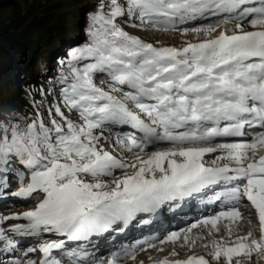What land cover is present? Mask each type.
Wrapping results in <instances>:
<instances>
[{
	"label": "snow or ice",
	"instance_id": "1",
	"mask_svg": "<svg viewBox=\"0 0 264 264\" xmlns=\"http://www.w3.org/2000/svg\"><path fill=\"white\" fill-rule=\"evenodd\" d=\"M84 36L0 113V264H264V0H95Z\"/></svg>",
	"mask_w": 264,
	"mask_h": 264
},
{
	"label": "trees",
	"instance_id": "2",
	"mask_svg": "<svg viewBox=\"0 0 264 264\" xmlns=\"http://www.w3.org/2000/svg\"><path fill=\"white\" fill-rule=\"evenodd\" d=\"M16 3L17 0H0V13ZM21 26L18 34L20 40L9 28H0V113L4 114L16 110L28 112L29 94L35 93L41 86L47 87L48 78L57 74L59 60L85 39V28L79 30L80 35L74 44L69 42L72 34L69 35L70 28L67 29V25L66 28L51 25L48 31L44 30L45 24L41 27L35 24L27 28ZM61 43L69 46L61 49ZM52 59L53 64L50 62ZM12 97L19 100L13 101Z\"/></svg>",
	"mask_w": 264,
	"mask_h": 264
},
{
	"label": "rangeland",
	"instance_id": "3",
	"mask_svg": "<svg viewBox=\"0 0 264 264\" xmlns=\"http://www.w3.org/2000/svg\"><path fill=\"white\" fill-rule=\"evenodd\" d=\"M94 2L95 0H17L15 6L0 13V28L3 30L9 28L12 34H15L20 40L21 38H19L18 35L20 25H22V28H27L30 26V24H35L37 25V27L44 26L45 24L46 27L44 28V30L47 31L49 30L47 28L51 25H53L52 27L60 25L65 27L67 25V29L70 28L69 35L72 34V40H69V42H74L75 44V41H77V38L79 37L78 35H80L79 30H83L85 28V15L87 12L90 11L91 6ZM73 12H75V15H73ZM143 35L148 40L159 39L165 44L179 42L178 37H174L169 34L157 33L154 36L151 33H144ZM66 45L68 44L61 43L59 48L64 49V46ZM50 62L52 63L54 62V60L52 59V61L50 60ZM51 69H53V67ZM11 100L15 101L19 99H17V97H12ZM9 201L12 202V206L6 207ZM27 210H29V206L27 202L23 200H17L15 198L10 197L9 200L0 201V214L11 215L23 213ZM197 218L192 221H195ZM187 224H184L183 226H186ZM176 229L177 228L173 230ZM196 251H204V249L199 246V242ZM154 252L155 250H148L146 252H140L138 256L140 254H142L143 256L146 254H154ZM128 264H132V261L130 259L128 261ZM145 264H150L149 260H147Z\"/></svg>",
	"mask_w": 264,
	"mask_h": 264
},
{
	"label": "bare ground",
	"instance_id": "4",
	"mask_svg": "<svg viewBox=\"0 0 264 264\" xmlns=\"http://www.w3.org/2000/svg\"><path fill=\"white\" fill-rule=\"evenodd\" d=\"M4 210H6V209H4ZM180 228V227H179ZM27 241V240H26ZM151 255H155V252H154V254H151ZM148 256H149V254H146V255H142V254H140L139 256H138V259H142V260H144L145 259V262L148 260Z\"/></svg>",
	"mask_w": 264,
	"mask_h": 264
}]
</instances>
